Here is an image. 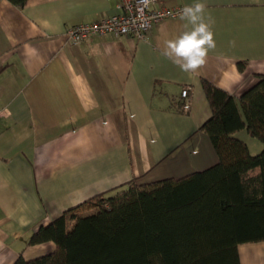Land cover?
<instances>
[{
	"label": "crops",
	"instance_id": "0c3cea01",
	"mask_svg": "<svg viewBox=\"0 0 264 264\" xmlns=\"http://www.w3.org/2000/svg\"><path fill=\"white\" fill-rule=\"evenodd\" d=\"M118 1L0 0V264L53 251V241L29 244L31 234L95 194L214 164L199 129L211 115L202 80L238 97L264 74V0H201L216 47L195 73L162 55L165 39L191 28L179 14L144 38L69 37L73 25L119 13ZM238 252L241 264H264V240Z\"/></svg>",
	"mask_w": 264,
	"mask_h": 264
},
{
	"label": "trees",
	"instance_id": "16d2710c",
	"mask_svg": "<svg viewBox=\"0 0 264 264\" xmlns=\"http://www.w3.org/2000/svg\"><path fill=\"white\" fill-rule=\"evenodd\" d=\"M202 86L211 115L199 129L214 164L95 194L31 234L29 244L53 241V251L13 264H241L239 244L264 240V148L252 154L235 133L264 142V74L238 97Z\"/></svg>",
	"mask_w": 264,
	"mask_h": 264
},
{
	"label": "built area",
	"instance_id": "2783aa9c",
	"mask_svg": "<svg viewBox=\"0 0 264 264\" xmlns=\"http://www.w3.org/2000/svg\"><path fill=\"white\" fill-rule=\"evenodd\" d=\"M158 0H119V13L112 14L99 21L79 23L68 28L69 37L78 42L90 34L111 32L114 35L132 34L144 38L152 24L166 16L178 15L183 7L168 9L155 7ZM188 88L181 91L186 97ZM183 106H187L185 103ZM1 113V110H0Z\"/></svg>",
	"mask_w": 264,
	"mask_h": 264
},
{
	"label": "clouds",
	"instance_id": "9594fccd",
	"mask_svg": "<svg viewBox=\"0 0 264 264\" xmlns=\"http://www.w3.org/2000/svg\"><path fill=\"white\" fill-rule=\"evenodd\" d=\"M206 5L197 0L191 5H185L180 13V19L191 25L174 38L164 40L162 55L172 61L182 72L195 73L207 62L208 53L215 49L216 41L212 30L210 17L206 19Z\"/></svg>",
	"mask_w": 264,
	"mask_h": 264
},
{
	"label": "rangeland",
	"instance_id": "374dc122",
	"mask_svg": "<svg viewBox=\"0 0 264 264\" xmlns=\"http://www.w3.org/2000/svg\"><path fill=\"white\" fill-rule=\"evenodd\" d=\"M235 135L243 140L246 141L249 151L252 154H256L259 151L262 150V148H264V142H262L261 140H259L256 137H253L251 135L248 134V132L245 129H242L240 131H237L235 133Z\"/></svg>",
	"mask_w": 264,
	"mask_h": 264
}]
</instances>
